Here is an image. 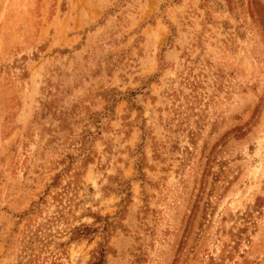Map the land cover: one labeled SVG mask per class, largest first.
Returning a JSON list of instances; mask_svg holds the SVG:
<instances>
[{
    "label": "rangeland",
    "instance_id": "obj_1",
    "mask_svg": "<svg viewBox=\"0 0 264 264\" xmlns=\"http://www.w3.org/2000/svg\"><path fill=\"white\" fill-rule=\"evenodd\" d=\"M0 264H264V0H0Z\"/></svg>",
    "mask_w": 264,
    "mask_h": 264
}]
</instances>
